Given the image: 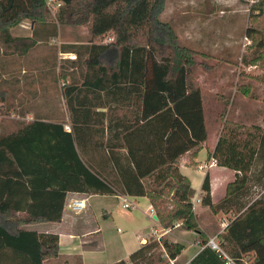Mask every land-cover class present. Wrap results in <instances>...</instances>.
<instances>
[{
	"label": "trees",
	"instance_id": "obj_1",
	"mask_svg": "<svg viewBox=\"0 0 264 264\" xmlns=\"http://www.w3.org/2000/svg\"><path fill=\"white\" fill-rule=\"evenodd\" d=\"M58 1L61 5L54 15L56 23L46 0H0V43L11 46L16 41L26 42L10 34V29L25 19L48 26L43 36L32 31L30 45L57 36L58 24L87 27L90 42L69 46L76 53V66L79 67L76 74L83 80V91L86 93L88 86L100 91L103 81L108 79L136 80L142 85L139 87L134 82L129 90L140 97L143 118L152 114L159 120L156 136L159 153L156 164L143 170L141 158L129 146L135 138L134 128L126 136L134 176L153 178L151 187L140 190V194L148 197L161 227L169 228L180 222L184 229L197 234L202 245L206 244L207 237L193 210L194 190L189 179L179 173L177 161L187 151L195 158L207 138L196 71L197 68L206 72L213 69L209 54L182 43L174 24L160 19L166 0ZM251 9L262 13L264 0L254 2ZM108 33L113 35L109 43L95 42ZM246 36L252 40L251 56L243 61L247 65H263L264 31L248 26ZM26 43L22 45L28 46ZM103 56L113 64H103ZM81 64L85 66L84 73ZM69 75L64 74L62 79ZM250 77L264 84V74ZM73 84L71 80L62 85L63 98L71 114L70 131L64 129L63 123L36 118L17 132L0 136V264H43L44 260L58 256L57 234L38 233L22 226L39 221L59 222L68 191L116 193L78 155L77 146L84 128L74 123ZM237 90L255 98L248 84H240ZM2 94L0 92V97ZM77 106L87 108L85 102H78ZM224 113L225 109L219 112L223 121L209 157L216 165L240 174L227 184L225 196L217 203L211 202L206 174L202 183L205 195L201 202L215 214H233L222 238L227 243L223 246L235 259L247 258L252 264H264V123L228 120ZM54 176L57 189L46 190L51 184L47 180L40 187L42 191L28 190L26 184L37 189L45 177L53 180ZM251 186L260 187L261 192L255 199L247 200ZM24 191L31 197H23ZM24 199L31 200L25 208L27 214L14 215L24 210ZM36 208H42V212H35ZM96 245V242L89 244ZM183 248V244L170 242L163 236H152L126 260L112 264H167ZM212 255L224 264L216 252ZM197 260L199 257L190 264Z\"/></svg>",
	"mask_w": 264,
	"mask_h": 264
},
{
	"label": "crops",
	"instance_id": "obj_2",
	"mask_svg": "<svg viewBox=\"0 0 264 264\" xmlns=\"http://www.w3.org/2000/svg\"><path fill=\"white\" fill-rule=\"evenodd\" d=\"M22 23L27 24L28 31L18 28ZM22 23L12 27L10 31L13 32L14 30L21 29L20 31H26V36H32L31 33L34 30L35 33L41 36L47 32L46 29L48 26L44 24H33L27 19L23 20ZM85 43L86 42L74 40V44ZM74 54L76 53L74 52ZM81 58L83 60L85 57L82 56ZM74 60L76 61L77 57ZM81 62L82 61H80V63ZM108 62H112V60L109 59ZM110 64L113 63H109L108 65ZM74 70L75 72H78L79 67L75 66ZM82 71L83 73L85 72V66L82 67L81 72ZM209 74L210 73H207L206 71H202L199 73L198 77V83L203 99L204 115L205 102L207 101V99L203 96V93L205 92V85H208L210 91L209 96H212L215 104L225 102V97H227L219 95L218 91L215 90L218 88L217 86H222L225 80L220 75L218 77H213ZM71 80L75 86L73 93L74 123H76L78 127L81 126V128H84V134L81 136V143L77 146L78 155L85 165L92 168V170L98 174L106 184H109L116 193L88 194L77 191H68L65 198L74 197L86 199L85 208L79 212H73L74 222L67 219L68 214H66V209L63 208L62 218L59 222L39 221L23 225L22 228L33 230L38 233L57 234V257L63 256V264H68L70 262L69 260L72 256H74V264H82L83 260L90 256L88 253L95 251L91 248V246H89V244L91 242H96L97 245L95 248H100L102 243V239L100 237L101 230L99 229L100 227L95 219L96 213L92 210L89 203L90 199L96 198L102 201L105 206L102 208L103 217H111L115 220L114 218L117 215L116 206L118 205L119 209L123 211L124 215H126L124 216L125 222L131 228L127 236L120 239V247H122V250L120 251L119 256L115 255V259L108 260L109 264L122 259L126 260L133 251L145 244L152 236L156 238L163 236L170 242L183 244L184 248L182 251L175 258L170 259L167 264H190L197 257H199V260H197V262H193V264H221L220 261L212 255L213 250L209 248L205 250L207 245H202L197 234L194 231L184 229L180 222H176L174 226L169 228L161 227L158 220L153 217L155 213L150 212L151 203L148 197L140 194V190H146L151 187L153 178L147 176L143 178L139 177L137 179L134 176V166L128 158L129 142L126 136L134 128L135 138L133 139V144H129V146L131 150L135 151L136 155L141 158L140 166L143 170L151 168L156 164V159L159 153V148L156 142V136L159 130V120L157 117H153L152 114L150 117L143 118L141 111V99L136 92L129 90L131 85H134V82L139 87H142V85L136 83V80L108 79L103 81V89L100 91L91 89V87L88 86V90L85 93L83 91V80L79 79V77L76 78L75 75L74 79L72 78ZM61 99L64 100L63 94L61 95ZM78 102H85L87 108L85 109L84 107L77 106ZM101 102L103 104H101ZM66 111L67 116H65V119H68L66 123L56 120V118L63 116L59 113H54V117L49 115V117L38 116V118H42L43 120L49 122L63 123L64 129L70 131V126L66 128L67 124H70L71 117L67 106ZM32 120L34 119L29 121L26 120L24 123H18V127H15V123L12 125L9 124L10 126L7 125L5 129L0 126V136L17 132L24 124L29 123ZM244 123L250 124L246 122ZM258 124L262 125L260 121ZM206 130L207 138L203 142L202 148L198 151L196 157H192L191 151L185 152L178 158L177 168L179 173L187 177L191 183L194 190L192 200L199 199V201L193 205V210L198 217L200 229L204 232L207 240L214 238L220 243L221 247L226 250L223 244L226 245L227 243L223 241L222 236L225 233V227L232 219L233 214L231 212H219L215 214L208 206L204 205L201 202V199L205 195L202 190V183L205 175L207 174L209 176L211 202L217 203L225 196L227 184L232 182L240 173L226 167L218 166L215 162L209 165V163L213 160L209 157V154L215 147L218 134L215 136V133H212L213 135L210 136V129H208L207 124ZM153 138H155L154 143ZM203 150L206 151L207 157L205 162L201 163L202 161L197 158ZM217 170H220V173H227L228 176L226 178L218 177L215 174V171ZM47 180L50 181L51 184L46 187V190L58 188L55 176L53 180L46 179L45 177L42 182L38 183L39 186L37 189H31L29 184L26 185L30 191H42L43 189L40 187L46 183ZM126 188L133 191V193H128ZM25 190L27 191L26 188ZM216 191H219V195L217 197L215 196ZM22 196L25 198L31 197L27 196L25 191ZM124 198L130 202L132 205L131 207L125 208L123 206ZM112 200L115 201L114 207L111 203ZM29 202H31L30 199H24V210L16 211L13 214L17 216H25L27 214L25 208ZM132 209H136V211H133ZM31 211L34 212V210ZM199 211L201 212V215L207 217V221L202 222ZM35 212H42V208H36ZM62 236L67 237V240L71 241L69 243L74 244V254H71L63 249L65 247L63 246L64 244L62 245ZM46 260L43 261V264H45Z\"/></svg>",
	"mask_w": 264,
	"mask_h": 264
},
{
	"label": "rangeland",
	"instance_id": "obj_3",
	"mask_svg": "<svg viewBox=\"0 0 264 264\" xmlns=\"http://www.w3.org/2000/svg\"><path fill=\"white\" fill-rule=\"evenodd\" d=\"M256 1L166 0L160 14L162 21L174 24L182 43L201 53L209 54V62L213 69L207 73L213 77L220 75L225 80L222 86H217L218 88L215 89L219 95L227 96L226 101L222 103L215 104L212 96H209L208 85L204 86L203 96L207 99L205 119L210 129V136L213 135L212 133L216 136L221 128L223 119H220L219 112L223 109H225L224 118L228 120L250 124H258L259 121L262 125L264 123V84L250 77L262 76L264 64L245 63L251 56L252 46V40L246 36L247 27L264 31V9L262 13L251 9ZM56 12H51L54 22H56L54 18ZM18 28L28 31L26 23H22ZM21 29L10 31V34L20 40H27V43L16 41L17 43L11 46L0 43V92H3L0 97V126L5 129L7 125L15 123V127H18V123H24L38 116L54 117V113L62 114L63 116L56 120L66 123L67 105L61 99L62 85L74 79V75L77 78L74 70L76 54L69 46H74V40L90 42L87 27L58 24L57 36L34 45H30L31 36H26V31H20ZM112 39L113 35L108 33L95 39V42L106 44ZM24 43L28 46L22 45ZM64 49L69 51L62 52ZM107 56L102 58V62L106 65L109 64ZM201 70L197 68V81ZM64 74L70 75L62 79ZM240 84H248L255 98L242 95L237 90ZM70 125L71 122L67 124ZM206 157L207 153L203 150L197 159L204 163ZM220 172L217 170L215 174L220 178L228 176L227 173ZM260 192V187L251 186L247 191V200L255 199ZM218 195L219 191H216L215 196ZM89 203L96 213L95 219L101 230L102 243L100 248L91 247L95 251L88 253L90 256L84 259L82 264H109L108 260L115 259V255L119 256L122 250L120 239L125 238L131 228L125 222L126 215L118 205L117 215L113 220L111 217L102 216V208L105 207L102 201L92 198ZM111 203L114 207L115 201L112 200ZM132 210L136 211V209ZM66 214H68L67 219L74 222V213L66 209ZM201 220L205 222L207 217L201 215ZM61 240L65 247L63 249L74 254V244L69 243L71 241L64 236ZM62 257L49 258L45 264H63ZM69 261L68 264H74V256Z\"/></svg>",
	"mask_w": 264,
	"mask_h": 264
},
{
	"label": "built area",
	"instance_id": "obj_4",
	"mask_svg": "<svg viewBox=\"0 0 264 264\" xmlns=\"http://www.w3.org/2000/svg\"><path fill=\"white\" fill-rule=\"evenodd\" d=\"M46 4H47V7L49 8L50 12L54 13L60 7L61 2L58 0H46ZM74 58H76V56H74ZM66 128H68V126H66ZM214 162L215 161L212 160L209 163V165L213 164ZM85 200H86L85 198H74V197L65 198L64 208L68 209L71 212H79L85 208V206H86ZM198 201H199V199H193L192 204L194 205ZM123 206L125 208H129L132 205L130 204L129 201H127L124 198ZM150 212L154 213V209L151 205H150ZM206 245L210 249H212L213 251L217 252L218 256L220 257V259L222 260V262L224 264H252L251 262H249L247 260V258L240 259L239 261L237 259H235L230 253H228L226 250H224L221 247L220 243L218 241H216L214 238H210L209 240H207Z\"/></svg>",
	"mask_w": 264,
	"mask_h": 264
},
{
	"label": "water",
	"instance_id": "obj_5",
	"mask_svg": "<svg viewBox=\"0 0 264 264\" xmlns=\"http://www.w3.org/2000/svg\"><path fill=\"white\" fill-rule=\"evenodd\" d=\"M153 217H154V219H157L156 215H154Z\"/></svg>",
	"mask_w": 264,
	"mask_h": 264
}]
</instances>
